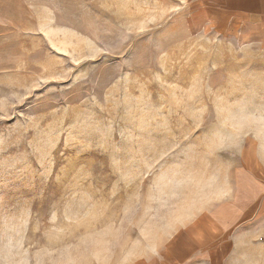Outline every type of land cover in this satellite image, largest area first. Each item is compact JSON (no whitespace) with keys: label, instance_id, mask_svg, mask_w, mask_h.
Masks as SVG:
<instances>
[{"label":"rangeland","instance_id":"374dc122","mask_svg":"<svg viewBox=\"0 0 264 264\" xmlns=\"http://www.w3.org/2000/svg\"><path fill=\"white\" fill-rule=\"evenodd\" d=\"M199 4L0 0V264H264L203 225L264 184V34Z\"/></svg>","mask_w":264,"mask_h":264},{"label":"crops","instance_id":"0c3cea01","mask_svg":"<svg viewBox=\"0 0 264 264\" xmlns=\"http://www.w3.org/2000/svg\"><path fill=\"white\" fill-rule=\"evenodd\" d=\"M199 10L213 22H229L236 29L246 26L264 34V0H200ZM247 174L250 180L237 174L231 198L208 212L203 223L208 231L228 233L264 215V184ZM209 236L214 238L211 233Z\"/></svg>","mask_w":264,"mask_h":264}]
</instances>
